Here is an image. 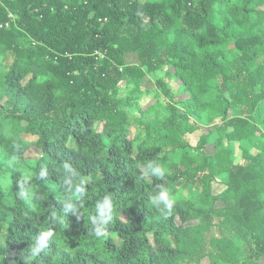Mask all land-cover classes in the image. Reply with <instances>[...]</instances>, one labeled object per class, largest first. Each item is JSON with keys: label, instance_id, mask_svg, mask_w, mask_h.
Segmentation results:
<instances>
[{"label": "trees", "instance_id": "obj_1", "mask_svg": "<svg viewBox=\"0 0 264 264\" xmlns=\"http://www.w3.org/2000/svg\"><path fill=\"white\" fill-rule=\"evenodd\" d=\"M162 67L144 109L146 70ZM162 190L167 219L149 200ZM106 195L115 211L97 238ZM206 260H264V0H0V264Z\"/></svg>", "mask_w": 264, "mask_h": 264}, {"label": "clouds", "instance_id": "obj_2", "mask_svg": "<svg viewBox=\"0 0 264 264\" xmlns=\"http://www.w3.org/2000/svg\"><path fill=\"white\" fill-rule=\"evenodd\" d=\"M151 168V165H149ZM166 169L161 166H157L155 168H151L152 175H155L157 178H162L166 174ZM31 178V174H26L24 179L27 181ZM83 188H80V191H83ZM32 189H27L26 191H22L19 193V197L21 200L31 201L32 200ZM149 200L154 207H157L159 203H163L165 214L163 216L164 219H167L173 210L174 199L170 196L168 190H162L158 196H149ZM65 202V214L67 211L72 210L75 211L76 205L73 201L66 200ZM115 211V202L110 195L104 196V198L97 202L95 207V215H93L91 223L93 226L94 235L97 238L104 237L107 234V226L113 219V213ZM62 223V221H60ZM104 226V227H102ZM54 233L51 228L46 231H40L34 240V242L30 245L31 255L36 256L39 255L42 251H44L49 246V242L51 241Z\"/></svg>", "mask_w": 264, "mask_h": 264}, {"label": "rangeland", "instance_id": "obj_3", "mask_svg": "<svg viewBox=\"0 0 264 264\" xmlns=\"http://www.w3.org/2000/svg\"><path fill=\"white\" fill-rule=\"evenodd\" d=\"M125 62L127 65L141 64L138 55L133 52H128L125 54ZM166 69L167 67H162L160 70L154 73L146 70L145 76L143 78V85L147 91V93L144 95L142 99V106L144 109H147L148 107L152 106L154 103L157 102L158 98L156 96V92H157L156 79L157 77L164 75ZM181 84L183 83H181V80L177 78L173 82L171 87L175 92L178 93L180 99H185L188 97V93L185 90H183V87H182L183 85L181 86ZM235 113H239V111H235ZM204 130L206 131V128H204ZM23 137L27 140H32L34 138L32 135H29V134H24ZM194 141H196V139ZM242 146L243 148L251 152L256 151L253 144L251 142L250 143L247 142L246 140L243 141ZM207 151L209 153H212L216 151V148L214 145H209ZM40 154H41L40 150L36 146L32 145L31 147L28 148L25 156L29 163L34 164L35 161L40 157ZM223 189H225V185L219 184L216 182L214 183L213 192L215 194L220 193ZM216 205L223 206L224 203L222 201H218ZM204 264H208V260L204 261ZM262 264H264V260H262Z\"/></svg>", "mask_w": 264, "mask_h": 264}, {"label": "built area", "instance_id": "obj_4", "mask_svg": "<svg viewBox=\"0 0 264 264\" xmlns=\"http://www.w3.org/2000/svg\"><path fill=\"white\" fill-rule=\"evenodd\" d=\"M12 16V15H11ZM13 17V16H12ZM9 23H7V25H8Z\"/></svg>", "mask_w": 264, "mask_h": 264}]
</instances>
